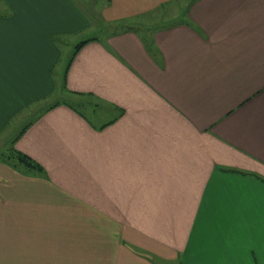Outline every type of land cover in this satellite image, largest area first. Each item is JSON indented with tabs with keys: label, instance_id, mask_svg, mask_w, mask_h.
Returning <instances> with one entry per match:
<instances>
[{
	"label": "crops",
	"instance_id": "crops-1",
	"mask_svg": "<svg viewBox=\"0 0 264 264\" xmlns=\"http://www.w3.org/2000/svg\"><path fill=\"white\" fill-rule=\"evenodd\" d=\"M0 8V264H264V0Z\"/></svg>",
	"mask_w": 264,
	"mask_h": 264
},
{
	"label": "trees",
	"instance_id": "trees-1",
	"mask_svg": "<svg viewBox=\"0 0 264 264\" xmlns=\"http://www.w3.org/2000/svg\"><path fill=\"white\" fill-rule=\"evenodd\" d=\"M85 41H81L75 45V47H79L81 44H83ZM64 74V73H63ZM62 74V76H63ZM1 158L8 162L11 166L14 168L16 167H22L24 169L28 170H40V165L36 163L34 160H32L27 155L21 153L20 151L9 149V152H7L6 155L1 156Z\"/></svg>",
	"mask_w": 264,
	"mask_h": 264
},
{
	"label": "rangeland",
	"instance_id": "rangeland-1",
	"mask_svg": "<svg viewBox=\"0 0 264 264\" xmlns=\"http://www.w3.org/2000/svg\"><path fill=\"white\" fill-rule=\"evenodd\" d=\"M1 8H0V12H1ZM93 34V33H92ZM4 142H6V140L4 141ZM8 147H7V145H5V144H3V146H0V157L2 156V154L3 155H6L7 154V151H8V149H7ZM9 152V151H8ZM22 168V167H21Z\"/></svg>",
	"mask_w": 264,
	"mask_h": 264
}]
</instances>
